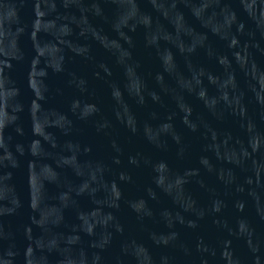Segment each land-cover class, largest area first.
I'll return each mask as SVG.
<instances>
[{"label":"water","instance_id":"water-1","mask_svg":"<svg viewBox=\"0 0 264 264\" xmlns=\"http://www.w3.org/2000/svg\"><path fill=\"white\" fill-rule=\"evenodd\" d=\"M0 264H264V0H0Z\"/></svg>","mask_w":264,"mask_h":264}]
</instances>
